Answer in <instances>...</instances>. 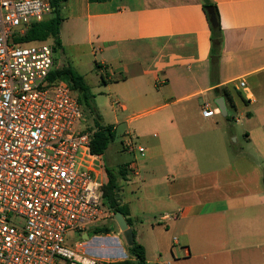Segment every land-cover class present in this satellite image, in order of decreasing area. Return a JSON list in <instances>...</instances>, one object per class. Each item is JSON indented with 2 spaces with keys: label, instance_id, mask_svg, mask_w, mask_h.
Returning a JSON list of instances; mask_svg holds the SVG:
<instances>
[{
  "label": "crops",
  "instance_id": "1",
  "mask_svg": "<svg viewBox=\"0 0 264 264\" xmlns=\"http://www.w3.org/2000/svg\"><path fill=\"white\" fill-rule=\"evenodd\" d=\"M211 1L223 30L217 65L202 0H66L61 8V46L87 45L106 82L120 71L114 81L132 87L126 102L153 103L151 79L164 102L159 107L169 109L171 120L157 145L166 174L132 182L140 187L137 215L135 201L121 193L124 185L119 192L133 231L139 214H159L151 227L164 233L154 241L161 258L150 259L148 245L137 240L148 264H264V0ZM256 77H262L255 81L257 95L250 86ZM221 97L227 116L229 106L249 103L239 150L228 144V138L239 142L237 131L215 119ZM205 102L216 105L215 116L202 115ZM121 108L128 110L126 103ZM210 120L214 128L203 129L201 123ZM147 189L159 191L145 194Z\"/></svg>",
  "mask_w": 264,
  "mask_h": 264
},
{
  "label": "built area",
  "instance_id": "2",
  "mask_svg": "<svg viewBox=\"0 0 264 264\" xmlns=\"http://www.w3.org/2000/svg\"><path fill=\"white\" fill-rule=\"evenodd\" d=\"M50 15L49 0H0V264L100 262L84 235L106 216L102 155L77 129L84 109L70 84L51 79L54 47L16 40ZM125 147L145 153L131 138Z\"/></svg>",
  "mask_w": 264,
  "mask_h": 264
},
{
  "label": "rangeland",
  "instance_id": "3",
  "mask_svg": "<svg viewBox=\"0 0 264 264\" xmlns=\"http://www.w3.org/2000/svg\"><path fill=\"white\" fill-rule=\"evenodd\" d=\"M47 43L51 44L55 49L54 68L62 69L63 67H71L74 72L80 74L90 87L97 109V115L101 118V124L113 125L115 127V139L107 148L105 154L102 156V159L104 161L105 168L107 166L116 174L119 173L120 166H126L129 178L126 180H120V189L124 185L121 193L126 197H132L135 201L133 202L134 212L137 215L141 211V200L138 199L141 196L140 187L138 185L135 186L132 182H139V179H145L148 181L158 179L166 174V170L162 164V157L157 155V145L163 133V126L166 122H170L171 116H169V109L166 107H159L164 104L163 100H158L157 91L159 89L154 87V83L151 79H148L151 85V92L155 95L156 102L154 101L153 103H147L144 105L126 102V99H129L130 91L132 89L131 83H117V81H114L121 79V74H119L120 71H116V75L114 77L112 76L113 81L106 82L102 76V69L98 66V60L91 54V49L87 45L74 46L64 44L63 46L58 47L52 39L47 40ZM112 65L115 66V64ZM262 77H264V74ZM262 77L259 79L256 77L252 80V82H250V86L252 87V91L255 95H257V92H259L258 90H260V86H257L258 83L255 81H259ZM60 79L67 81L64 78ZM73 93L78 96L77 92L73 91ZM239 93L242 92L239 91ZM201 101L202 100H200V102ZM124 103L128 106V110L126 111H123L121 108V104ZM241 104L242 105H238L236 109L229 106L228 118L223 115H216L215 117V119L226 128L233 127L240 137L238 143L234 142V139L231 140L228 138V144L232 148L230 150H234V148L239 150L241 146H245V139L242 134L243 124H245V122H249L248 120L250 116L245 115L244 119H242V115L246 109H248L249 103H247V105H243V103ZM211 105L212 108H215L216 106L213 102H211ZM261 107L260 113L263 114L264 104H261ZM232 117H235L236 119L240 118L241 120L236 121ZM257 120V118H254L251 122H255ZM201 126L203 129L214 128L212 120L202 122ZM88 128H95V123L93 116L85 111L84 118L79 122L77 129L86 130ZM130 138L136 142L137 146H142L146 150L144 155L140 154L138 151L130 152L126 149L125 144ZM149 156L153 157L149 158ZM131 163L137 164V168L140 173L139 176L134 175V173L127 168V165H124H130ZM103 181H106V177H103ZM155 190L159 191L158 189ZM155 190L147 189L145 190V194L149 192L152 195L153 193L151 192H154ZM157 195L159 194H156V196ZM144 203L146 202L144 201ZM151 204L152 202L150 201L149 204H145L144 207L149 209ZM154 216L155 214H146L145 216L139 214V217L134 219V229L136 231L135 233L138 235L136 240L139 242L143 239V241L148 245V257L152 260L155 257L161 258L154 241L157 236H164L162 231L152 230L151 224L158 221V218H154ZM156 216L159 217V214H156ZM141 217L143 224H141ZM104 227H110L112 228V231L109 234L100 232L99 229ZM95 229L98 230L96 231ZM88 232L91 240V253L100 259L98 264H107L109 262L130 258L128 245L123 232L115 220V211L113 209L106 206L105 218L92 224ZM77 236L78 234L71 233V244L77 240ZM164 259L165 257L162 260Z\"/></svg>",
  "mask_w": 264,
  "mask_h": 264
},
{
  "label": "trees",
  "instance_id": "4",
  "mask_svg": "<svg viewBox=\"0 0 264 264\" xmlns=\"http://www.w3.org/2000/svg\"><path fill=\"white\" fill-rule=\"evenodd\" d=\"M51 3V15L41 21L32 24L25 35L16 40L22 43L47 41L52 39L58 47L61 44V26L64 21V17L61 13V8L66 0H49ZM203 10L206 14L210 30H211V57L213 64L217 65L221 56V50L223 47V30L220 22V14L217 6L211 0H202ZM211 10L213 11L214 18L217 25L215 26L212 21ZM99 67L100 64H98ZM64 78L70 84L71 90L77 92L78 100L83 106L84 112L93 116L95 128H88L91 132L90 147L93 153L104 155L109 145L115 139V127L113 125L101 124V118L97 115L96 105L91 94L90 87L85 82L84 78L74 72L71 67H63L62 69L54 68L51 73L52 80H60ZM221 94L227 97V99L234 106L233 100L226 93L225 89H222ZM240 94V93H239ZM228 118V116H227ZM127 168L129 167V164ZM104 177L106 181L103 183L104 190V205L117 212H121L125 217L128 225L133 227L132 220L129 218V208L127 204H121L119 192H120V180L127 179L126 166L119 168V173L116 174L113 170L104 165ZM96 231L98 229H95ZM100 232L109 234L112 231L110 227H104L99 229ZM135 242L133 246H128L130 258L120 261H113L107 264H148L146 258V252L143 245L137 242L136 233L134 230Z\"/></svg>",
  "mask_w": 264,
  "mask_h": 264
},
{
  "label": "water",
  "instance_id": "5",
  "mask_svg": "<svg viewBox=\"0 0 264 264\" xmlns=\"http://www.w3.org/2000/svg\"><path fill=\"white\" fill-rule=\"evenodd\" d=\"M211 15H212L213 24L216 26L217 22H216V19L214 18L212 10H211ZM216 104H217V106L221 112V115L227 116V106H226L224 98L223 97L218 98L216 100ZM115 220H116L119 228L123 232V235H124V238L126 240L127 245L133 246V244L135 242V235H134L133 228L128 225L125 217L123 216V214L121 212H117L115 214ZM84 238L88 239L89 236L87 234H85Z\"/></svg>",
  "mask_w": 264,
  "mask_h": 264
}]
</instances>
